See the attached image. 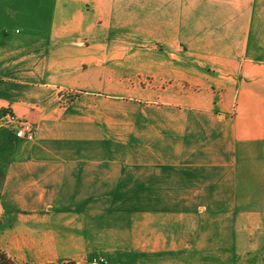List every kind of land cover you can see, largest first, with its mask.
<instances>
[{
    "label": "crops",
    "instance_id": "obj_1",
    "mask_svg": "<svg viewBox=\"0 0 264 264\" xmlns=\"http://www.w3.org/2000/svg\"><path fill=\"white\" fill-rule=\"evenodd\" d=\"M123 73L147 79L140 99ZM4 109L36 129L26 141L0 128V250L18 264L48 261L69 193L141 191L147 226L198 207L264 225V0H0ZM134 121L142 151L126 157ZM120 161L130 169L112 173Z\"/></svg>",
    "mask_w": 264,
    "mask_h": 264
},
{
    "label": "rangeland",
    "instance_id": "obj_2",
    "mask_svg": "<svg viewBox=\"0 0 264 264\" xmlns=\"http://www.w3.org/2000/svg\"><path fill=\"white\" fill-rule=\"evenodd\" d=\"M12 18L19 20L18 17ZM15 25L17 23L11 20L8 28L13 29ZM105 36L107 35L103 31L100 35L103 38L102 42H105ZM136 62L138 63V60ZM103 66L108 69L96 87L100 88L102 93L105 90L114 92L110 89L114 76L110 71L114 64L106 60ZM136 67L140 69V65ZM119 82L128 86L131 98L135 96V99H140L141 87L148 81L141 74L133 76L132 73L126 75L123 73V79ZM79 84L90 88L95 86L88 75ZM81 93L69 91L68 94ZM111 103L107 100L103 106ZM134 113L136 114L137 110H134ZM137 121H134L133 129L127 135L131 136V140H128L130 150L117 151L120 152L118 154L126 157L128 154L141 155L142 131ZM131 123L133 124L132 121ZM128 169L130 167L127 163L120 161L117 166L111 168V171L124 174ZM89 171L94 174L98 172L95 168H90ZM110 180L109 176L100 183H109ZM229 180L230 189L237 191L239 182L237 175L231 173ZM71 183L77 185L80 184V180L74 176ZM109 192L69 193L72 194L71 198L63 202L62 209H59L58 205L54 207V216L64 219V223L55 224V227L62 228L63 239L55 238L53 254L42 264H89L91 258L99 254L106 257V264H264V225L246 223L247 215L243 214L244 209H230L229 212L235 213L233 218L230 216L231 218L222 220L221 216L215 215V211L221 209L191 208L190 216L176 219L178 220L176 222L164 214L151 219L152 223L147 226L140 219L143 211V192ZM106 194L112 196L111 200L105 198ZM77 195L80 197L77 198ZM233 196L231 199H235L237 203L236 192ZM105 205H108L107 208ZM169 235L175 236L171 239L166 238ZM55 236H61L56 229ZM161 250L162 252L158 254Z\"/></svg>",
    "mask_w": 264,
    "mask_h": 264
},
{
    "label": "built area",
    "instance_id": "obj_3",
    "mask_svg": "<svg viewBox=\"0 0 264 264\" xmlns=\"http://www.w3.org/2000/svg\"><path fill=\"white\" fill-rule=\"evenodd\" d=\"M0 128L10 129L16 138L32 141L35 137V125L26 117L17 115L10 109L0 111ZM103 255L93 256L89 264H106Z\"/></svg>",
    "mask_w": 264,
    "mask_h": 264
},
{
    "label": "trees",
    "instance_id": "obj_4",
    "mask_svg": "<svg viewBox=\"0 0 264 264\" xmlns=\"http://www.w3.org/2000/svg\"><path fill=\"white\" fill-rule=\"evenodd\" d=\"M0 264H17L6 253L0 251ZM53 264V263H52Z\"/></svg>",
    "mask_w": 264,
    "mask_h": 264
}]
</instances>
